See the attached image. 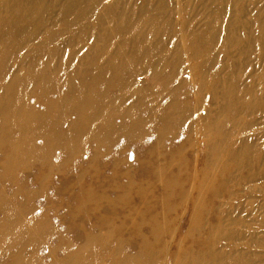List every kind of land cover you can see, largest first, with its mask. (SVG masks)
Segmentation results:
<instances>
[{
	"label": "rangeland",
	"instance_id": "obj_1",
	"mask_svg": "<svg viewBox=\"0 0 264 264\" xmlns=\"http://www.w3.org/2000/svg\"><path fill=\"white\" fill-rule=\"evenodd\" d=\"M7 1L16 0H0V19L7 18ZM48 1L54 18L72 2L70 17L83 10L84 21L99 27L105 39L97 57L109 62L127 53L129 30L140 36L154 30L168 64L156 84L145 59L129 51L132 65L124 63L132 77L125 71L107 91L116 99L126 84L139 86L138 112L146 118L140 137L121 135L125 127L116 117L119 135L99 155L91 154L98 143L90 141L87 151L54 156L49 166L22 167L15 182L0 176V193L27 196V211L46 232L35 246L28 242L26 258L36 254L48 264L69 244L80 250L75 260L89 247L87 257L96 252L97 264H264V0ZM115 11L121 24L112 21ZM43 37L19 45L21 51L18 39L8 50L35 51ZM13 53L6 68H15ZM78 56L62 51L59 68L65 63L73 71ZM124 95L125 112L135 96ZM25 96L36 102L35 91ZM168 100L177 106L172 123L153 124ZM4 155L0 148V171Z\"/></svg>",
	"mask_w": 264,
	"mask_h": 264
},
{
	"label": "bare ground",
	"instance_id": "obj_2",
	"mask_svg": "<svg viewBox=\"0 0 264 264\" xmlns=\"http://www.w3.org/2000/svg\"><path fill=\"white\" fill-rule=\"evenodd\" d=\"M47 1L16 0L13 5L7 1L3 4L4 12H7L3 17L7 18L0 19V148L5 153L0 176L5 174L6 180L14 182L16 172L22 167L34 163H39L42 167L49 166L54 156L70 157L87 151L90 141L98 143L97 147L91 149V154L99 155L102 151L100 147L108 146L106 143L119 135L115 125L116 117L120 119V125L125 127L121 135L140 137L146 118L138 112L144 99L139 86L134 82L126 84L122 94L116 99H109L107 91L120 84L125 71L132 77V72L125 63L132 65L131 58L134 56L137 60L140 56L145 59V72L156 84L168 64L166 55L162 52L164 41L157 40L154 30L142 36L132 34L129 30L127 53L114 54L109 62L103 56L97 57L95 53L101 49V43L105 39L99 27L84 21L86 13L83 10L76 11L70 17L72 2H64L61 17L56 19L53 17L54 7ZM111 15L114 24H121V13L115 11ZM79 30L81 34L77 33ZM23 32V36L18 38V34ZM39 33H43L44 37L35 51L28 50L26 54L20 52L16 55L8 50L19 39L20 44L15 46L21 51ZM56 40L59 44L50 46ZM89 40L92 41L89 46L88 43L84 44ZM44 44H47L48 49L41 51ZM76 46L80 48L79 53L72 50ZM62 51L68 57L79 55L78 66L69 73L65 63H60L59 68L56 60ZM129 51L131 58L126 61L125 55ZM10 53L16 56L13 69L6 68L4 63ZM129 81L130 79L128 83ZM32 91L37 95L34 103L25 96ZM125 93L135 96L132 98L136 101L123 105L124 112L120 105L122 99L123 102L126 99ZM161 109L164 112L159 116L156 111L153 124L158 121L165 126L172 123L177 106L168 100ZM39 140L44 141L43 145H37ZM26 197H17L15 192L12 195L0 193V256L6 264H26L29 259L35 264H45L36 254H30L28 258L24 255L28 242L35 246L38 236L46 234L41 222L27 211ZM102 237L104 236L93 238ZM88 248L83 250L82 254L86 251V255L82 260H75L80 250L69 244L65 245L63 255H53L52 252L51 262L48 264H97L96 252L90 258L87 257Z\"/></svg>",
	"mask_w": 264,
	"mask_h": 264
}]
</instances>
